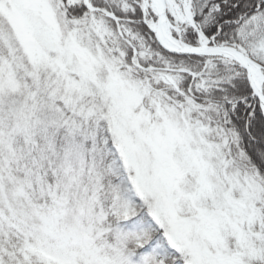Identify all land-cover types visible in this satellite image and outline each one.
<instances>
[{"label": "snow or ice", "instance_id": "obj_1", "mask_svg": "<svg viewBox=\"0 0 264 264\" xmlns=\"http://www.w3.org/2000/svg\"><path fill=\"white\" fill-rule=\"evenodd\" d=\"M0 264H264V0H0Z\"/></svg>", "mask_w": 264, "mask_h": 264}]
</instances>
